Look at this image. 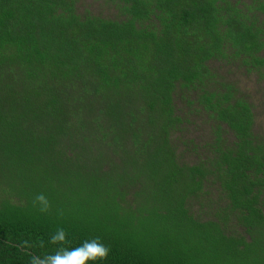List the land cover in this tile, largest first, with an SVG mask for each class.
Instances as JSON below:
<instances>
[{
	"label": "trees",
	"instance_id": "1",
	"mask_svg": "<svg viewBox=\"0 0 264 264\" xmlns=\"http://www.w3.org/2000/svg\"><path fill=\"white\" fill-rule=\"evenodd\" d=\"M76 1L0 0V264H264V0Z\"/></svg>",
	"mask_w": 264,
	"mask_h": 264
},
{
	"label": "rangeland",
	"instance_id": "2",
	"mask_svg": "<svg viewBox=\"0 0 264 264\" xmlns=\"http://www.w3.org/2000/svg\"><path fill=\"white\" fill-rule=\"evenodd\" d=\"M76 6L78 11H81L83 8H86L91 13L102 15V16H112L116 12L114 7L110 2H105V0H77ZM210 65L213 63L209 61ZM220 73L227 77L228 80L234 81L235 86L240 94H242L251 104V109L253 112V131L257 134L264 136V95L262 92L263 80L258 78L255 72H246L243 67H236L235 65L229 64H220L219 68ZM184 103H177V107L181 110L186 108L183 105ZM209 120L203 113H198L195 116L189 119V124L185 131L177 132L173 137L177 138V150L182 148L179 140H189L192 139L193 146L195 150H198L199 144L204 140L208 139L207 131ZM191 143L187 146L188 151L191 150ZM190 152H188L189 154ZM188 160H191L188 157ZM3 179V175H0V181ZM3 183L0 182V192L3 188ZM3 193V192H2ZM132 191L129 190L128 196H131Z\"/></svg>",
	"mask_w": 264,
	"mask_h": 264
}]
</instances>
